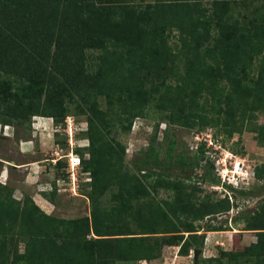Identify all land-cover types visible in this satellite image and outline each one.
<instances>
[{
    "label": "trees",
    "instance_id": "1",
    "mask_svg": "<svg viewBox=\"0 0 264 264\" xmlns=\"http://www.w3.org/2000/svg\"><path fill=\"white\" fill-rule=\"evenodd\" d=\"M252 3L0 0L1 122L22 124L39 115L58 125L72 115L73 104L77 115L86 116L88 129L78 135L90 145L76 152L92 178L86 194L91 213L79 218L47 213L0 179V264H134L158 258L165 245L179 246L183 256L204 247L199 231L205 226L197 221L229 211L228 200L197 198L200 186L184 178L137 162L132 168L118 137L155 112L159 122L145 164L204 163V145L194 156L175 155L174 136L160 150L161 122L195 131L217 128L216 135L228 137L250 129L264 146V124H255L264 114V3ZM62 142L68 146L66 137ZM209 162L206 176L216 181ZM64 164L57 162L55 178L63 176ZM255 175L264 179V165ZM52 183L45 195L55 202L59 191L56 179ZM239 220L257 232L258 242L223 255L231 264H245L246 256L264 264V202Z\"/></svg>",
    "mask_w": 264,
    "mask_h": 264
},
{
    "label": "rangeland",
    "instance_id": "2",
    "mask_svg": "<svg viewBox=\"0 0 264 264\" xmlns=\"http://www.w3.org/2000/svg\"><path fill=\"white\" fill-rule=\"evenodd\" d=\"M260 3H264V0H254V3L251 4V8ZM171 39L174 44L178 41L176 34H174ZM91 56L92 55L90 54V59ZM75 111L76 108L72 104L70 114H75L74 116L77 120H86L85 115H77ZM41 117L42 116L39 115L32 116L22 124H20L18 120H15L10 125H5L0 120V178L19 190V192H16L18 198H23L27 195L32 196L34 199V196L38 191L37 187L23 182L26 179L24 176L25 172L22 168H18L17 166L26 162L32 156L39 157L38 153L30 156L27 153L22 152L21 145L23 141L33 139L35 144L38 145L40 128H50V131L53 133L52 138L55 141L56 150L62 155L67 152V147L62 142V139L65 138V136L60 132L57 134L58 131H53V128L57 125L55 121L50 117V120H52L51 125L45 126L42 125L43 122L41 119L43 118ZM158 122L159 114L152 112V117L150 118H137L129 133L122 134L121 132L119 134L118 138L127 145L126 161L130 166L134 168V163L137 162L145 170H153L154 168H157L162 172L170 174L173 178H184L186 179V182L193 184V186H200V191H198L195 196L197 198H210L214 202L225 200L226 205L228 204V200L231 206L229 211L218 213L202 222L197 221V223L205 226L199 231V233L205 234V243L209 237L207 228L210 224L218 226L223 225L231 231H234V228H243L244 222L239 220L242 214L253 213L264 202V179H259L255 175L256 167L264 165V146H261L258 143L256 133L247 129L242 134L235 133L232 137H228L223 134L216 135L217 128H213L216 138L218 139V145L221 146L218 150L219 157L225 158L227 164V166L223 164L216 166L214 164L212 175L218 181H213V179L209 178V175L206 176V169L202 168V165H181L179 162H163L157 166L154 164H145V152L148 151L149 143L156 131V125ZM255 124H264L263 113H258ZM195 130L196 129L190 130L175 125L169 126L166 122H161L157 133V146L160 150L165 152L169 146L170 139L174 136L178 145V148L174 150V154L194 156L196 150L192 148V136ZM167 131L168 136L166 133ZM81 138L83 137L78 135V140H81ZM79 143L82 144L84 141L81 140ZM78 148L83 149V147ZM54 156L58 157L56 154ZM49 157L53 158L51 156ZM213 163H215V161ZM235 163L236 168L234 169ZM9 164H11V166ZM6 165L8 167H6ZM227 167L229 168V171L224 172V177L226 176V180H233L239 188L233 187L228 183L222 185L223 177L218 172ZM231 170L235 171L233 172ZM85 177L86 176L83 175L80 182V195L71 197L68 193L58 192V194L54 196L56 203L54 211H51L53 215L65 218H79L90 215L91 202L86 196L90 190V186L88 185L89 181H85ZM42 178L43 182L50 181L52 183L55 179V172ZM47 187H49V183L45 188ZM45 188L43 187L44 190ZM237 190H244L246 192L241 193ZM161 196L169 197V194L162 192ZM109 198L110 195H107L106 200H109ZM199 202L200 200L198 199V203ZM189 234V232H185V236H188ZM223 242L225 243V240H223ZM204 248L205 244L204 247L201 248L203 252L200 254V261L204 255ZM179 249V246L165 245L160 256L149 261L148 264H195V255L194 258H188L187 256L179 254ZM20 250H24V244L20 245ZM122 264L130 263L123 262ZM134 264L145 263L140 261Z\"/></svg>",
    "mask_w": 264,
    "mask_h": 264
},
{
    "label": "crops",
    "instance_id": "3",
    "mask_svg": "<svg viewBox=\"0 0 264 264\" xmlns=\"http://www.w3.org/2000/svg\"><path fill=\"white\" fill-rule=\"evenodd\" d=\"M42 118V125H51L52 120H50V117L42 116ZM50 130V128H40V138L38 141L39 148L38 145L35 144L33 139L23 141L21 145V151L27 153L30 156L38 153L39 157L32 156L26 162H23L17 166L18 168H22V170H24L25 172L24 176L26 179L23 182L31 186L37 187L38 191L34 196L35 202L43 210L46 209L53 212L55 206L52 207L50 204L47 203L46 200H51L45 195V191L47 190L43 189V187L45 188L48 183L51 182H43L42 177L56 171L57 162H60L62 160L60 158L62 154H59V151L56 150V144L52 138L53 133ZM55 154L58 155V157L54 156ZM49 156L53 158H50ZM9 165L11 166V164ZM6 167L8 166L6 165ZM16 192H19V190L17 189ZM51 202L55 205V202ZM207 233L209 234V237L205 243L204 255L202 257V260L200 261L201 264H231L229 256L223 255V252H227L232 255L236 252L244 251L252 244L258 242V236L256 231L245 230L243 228H234V231H207ZM223 240H225V243L223 242ZM211 258L214 259V261H209V259ZM244 260L245 264H251L255 260V258L252 259L251 257L246 256ZM232 263L235 264L236 261H232Z\"/></svg>",
    "mask_w": 264,
    "mask_h": 264
},
{
    "label": "built area",
    "instance_id": "4",
    "mask_svg": "<svg viewBox=\"0 0 264 264\" xmlns=\"http://www.w3.org/2000/svg\"><path fill=\"white\" fill-rule=\"evenodd\" d=\"M42 118V117H41ZM53 119V118H52ZM88 129V124L86 121H79L76 119L74 115H68L63 123L56 125L55 128H53V131H58L62 135L66 137L67 140V152L63 155H61V159L65 161V164L61 168V172L63 173V176L55 178L56 184L58 187L59 192L68 193L71 195V197H75L80 195V182L82 179V176L85 175L84 178L85 181H91V173L88 171L83 170V162H82V156L76 152V149L78 147H88L90 145V141L88 138H81V140L84 141V143H79L81 140H78V133L85 131ZM193 141H192V148H194L196 151H199L200 147L204 145V153H205V159L204 163L207 161L214 162L215 165L219 166L220 164H223L227 166L225 158H220L218 154L219 148H221L220 145H218V139L216 138L214 129L212 127H208L201 131H194L193 134ZM85 158H89L90 154L89 152H85L84 154ZM236 168V163L234 166V169ZM226 169H229L228 167ZM226 169H223L222 171L218 172L220 175H222V185L224 183H228L229 185H232L233 187L239 188L237 184L231 179L226 180V176L224 177V172ZM235 171V170H231ZM3 176V175H2ZM1 179V178H0ZM1 181L4 182L2 179ZM54 185L53 183H49V187L45 188L47 191L53 190ZM79 190V191H78ZM84 196V195H83ZM48 204H50L52 207L55 205L49 201L46 200ZM46 212L51 213V211L44 209ZM195 255V248H192L187 255V257L194 258ZM141 262L148 264L149 261L142 260Z\"/></svg>",
    "mask_w": 264,
    "mask_h": 264
},
{
    "label": "water",
    "instance_id": "5",
    "mask_svg": "<svg viewBox=\"0 0 264 264\" xmlns=\"http://www.w3.org/2000/svg\"><path fill=\"white\" fill-rule=\"evenodd\" d=\"M203 252L201 248H195V264H201L200 254Z\"/></svg>",
    "mask_w": 264,
    "mask_h": 264
},
{
    "label": "flooded vegetation",
    "instance_id": "6",
    "mask_svg": "<svg viewBox=\"0 0 264 264\" xmlns=\"http://www.w3.org/2000/svg\"><path fill=\"white\" fill-rule=\"evenodd\" d=\"M201 165H202V168H206L207 166H209L210 168L213 167L212 164H210L209 161H207V162H205V163H202Z\"/></svg>",
    "mask_w": 264,
    "mask_h": 264
},
{
    "label": "bare ground",
    "instance_id": "7",
    "mask_svg": "<svg viewBox=\"0 0 264 264\" xmlns=\"http://www.w3.org/2000/svg\"><path fill=\"white\" fill-rule=\"evenodd\" d=\"M228 171H229V169H226V170H225V172H228Z\"/></svg>",
    "mask_w": 264,
    "mask_h": 264
}]
</instances>
